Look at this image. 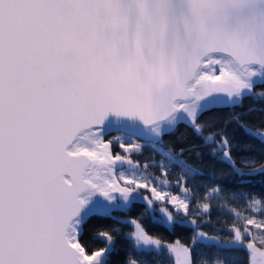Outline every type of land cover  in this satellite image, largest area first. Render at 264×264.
<instances>
[{
	"label": "snow or ice",
	"instance_id": "6c2138e0",
	"mask_svg": "<svg viewBox=\"0 0 264 264\" xmlns=\"http://www.w3.org/2000/svg\"><path fill=\"white\" fill-rule=\"evenodd\" d=\"M186 154L264 174V0H0V264H264V193Z\"/></svg>",
	"mask_w": 264,
	"mask_h": 264
},
{
	"label": "trees",
	"instance_id": "16d2710c",
	"mask_svg": "<svg viewBox=\"0 0 264 264\" xmlns=\"http://www.w3.org/2000/svg\"><path fill=\"white\" fill-rule=\"evenodd\" d=\"M254 103L251 100L245 101V107H247L249 104ZM186 136L187 138L183 141L178 140L177 138L181 135ZM165 143L169 145H180V146H188L191 144H199L200 141L195 138L190 129H185L183 126L180 127V129L172 136H166ZM238 144L237 147L233 150L234 156L237 160V166L241 167L243 171L246 173L248 172V167L243 165L241 163L242 159L247 156L256 155L259 156L261 152L262 146L256 142L246 139L242 134L237 137ZM245 144H253V147L251 149H245L243 145ZM150 153L147 149L144 150V156L139 157V159L143 162L145 157L149 156ZM157 160H159V157H156ZM184 159L189 160L190 163H193L194 165L201 167L206 174H210L213 171L216 173L218 180L217 183L222 184L227 189H238L244 193H255L260 194L264 193V174H257L254 176H244L240 177L238 176L227 164L221 163L216 159H213L209 157L207 154H205L202 163L195 160V157L189 158L188 154L185 155ZM224 174L221 176V174ZM207 175L204 177H197V180H206ZM239 202V201H238ZM142 210L141 205L137 204L136 208L132 211L131 215L135 216L138 211ZM114 216L123 217L124 213L122 212H114ZM215 217V213L213 214ZM99 224H111V220H102L98 221ZM146 223L149 224L148 230L151 233H162L164 235L165 239H175L176 237H180L182 239H186L189 235V230L184 227H176L174 232L169 229L168 231H165L162 226L159 224L151 223L150 221H146ZM124 231H129L128 228H124ZM103 244L97 243V247H102ZM116 247L118 249L117 253L114 254L113 259L119 264V261L123 260L125 255V247L126 242L121 238L117 237L116 241ZM205 251L211 252L214 251V249L206 248Z\"/></svg>",
	"mask_w": 264,
	"mask_h": 264
}]
</instances>
